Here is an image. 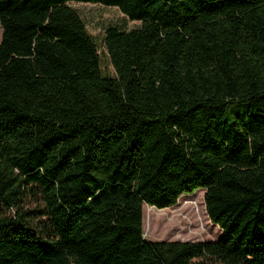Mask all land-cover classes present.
<instances>
[{
	"label": "trees",
	"instance_id": "1",
	"mask_svg": "<svg viewBox=\"0 0 264 264\" xmlns=\"http://www.w3.org/2000/svg\"><path fill=\"white\" fill-rule=\"evenodd\" d=\"M71 1L142 22L107 28L115 75ZM0 24V264H264V0H0ZM200 191L219 239L145 238Z\"/></svg>",
	"mask_w": 264,
	"mask_h": 264
},
{
	"label": "rangeland",
	"instance_id": "2",
	"mask_svg": "<svg viewBox=\"0 0 264 264\" xmlns=\"http://www.w3.org/2000/svg\"><path fill=\"white\" fill-rule=\"evenodd\" d=\"M69 4L79 12L86 24L87 31L94 37L99 47L103 72L108 75H115V68L105 47L107 28L117 26L128 30L141 26L142 22L130 19L115 6L78 1H71ZM2 33L3 28L0 24V41ZM230 114L232 115L233 112L228 109L226 115L230 116ZM192 193H185L186 196H181L177 203L172 205L163 216H159L158 210H155L157 212L155 218L160 221L157 225L154 221L149 223L147 215V218L144 219L145 238L150 241H207L219 239L222 230L218 226L212 225L207 217L205 204L201 198L202 191L193 197L189 196ZM193 198H198V202L194 206H187L186 204ZM23 204L26 209H35L42 205V197L41 195H29ZM147 206L148 204L145 209L148 208ZM147 214H149L148 209Z\"/></svg>",
	"mask_w": 264,
	"mask_h": 264
}]
</instances>
